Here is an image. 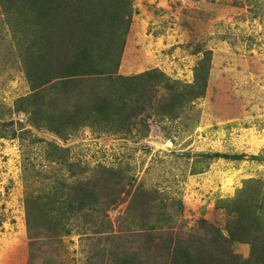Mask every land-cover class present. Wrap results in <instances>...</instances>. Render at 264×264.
Here are the masks:
<instances>
[{"label":"rangeland","instance_id":"1","mask_svg":"<svg viewBox=\"0 0 264 264\" xmlns=\"http://www.w3.org/2000/svg\"><path fill=\"white\" fill-rule=\"evenodd\" d=\"M11 16L0 5V264H173L175 246L238 264L264 243V0H131L112 78L134 79L97 78L93 94L54 80L31 95ZM110 84L107 129L46 124L89 113ZM240 216L247 236L233 239Z\"/></svg>","mask_w":264,"mask_h":264},{"label":"trees","instance_id":"2","mask_svg":"<svg viewBox=\"0 0 264 264\" xmlns=\"http://www.w3.org/2000/svg\"><path fill=\"white\" fill-rule=\"evenodd\" d=\"M71 1L0 0L2 11L7 17H12L11 15L17 18L20 15L23 17L21 22L17 19L16 26L24 30L22 33L25 40L27 39L23 64L26 78L33 90L31 95L35 97L45 89L46 84L54 80L60 83L87 84L89 88L87 93L93 94L94 89L92 85L89 87V84H94L93 81L97 78L108 79L107 81L114 85L134 79L117 74L115 80L112 78L124 42L120 34L128 27L131 15V0H74L78 2L83 16L70 9ZM13 24L15 25L14 20ZM149 75L150 72H146L143 77ZM114 88L115 86L111 84L105 87V95L101 96L100 101L93 103L90 111V107L88 108L89 113L60 112L53 118L46 117V120L53 121L51 124L47 121L46 124L61 135L75 130L79 125L88 124L89 121L93 123L99 121L105 124L104 127L107 129L106 124L112 122L114 114L118 113L112 110L116 108L112 100ZM94 97L98 98V95L95 94ZM101 102L103 103L100 106ZM34 106L37 111L42 107L40 103ZM223 156L229 157V155ZM70 196L66 209L80 210L84 204H87V185L74 187ZM240 207L239 214L253 212L249 208ZM248 218L246 216L237 218L234 224L227 228L229 237L234 239L238 234L246 237L244 220ZM251 241V256L247 259H239L238 264H264V243ZM172 257L173 264H203L192 256L189 249L178 246H175ZM121 258H118L117 264H132L126 256Z\"/></svg>","mask_w":264,"mask_h":264}]
</instances>
